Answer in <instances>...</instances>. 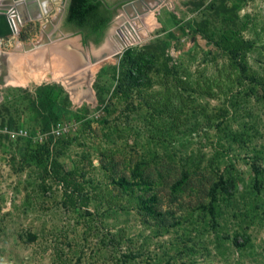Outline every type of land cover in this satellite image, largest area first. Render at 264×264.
<instances>
[{"label": "rangeland", "instance_id": "obj_1", "mask_svg": "<svg viewBox=\"0 0 264 264\" xmlns=\"http://www.w3.org/2000/svg\"><path fill=\"white\" fill-rule=\"evenodd\" d=\"M130 3L99 43L67 0L0 28V264H264V0L141 7L155 25L103 60ZM54 18L88 72L24 83Z\"/></svg>", "mask_w": 264, "mask_h": 264}, {"label": "bare ground", "instance_id": "obj_2", "mask_svg": "<svg viewBox=\"0 0 264 264\" xmlns=\"http://www.w3.org/2000/svg\"><path fill=\"white\" fill-rule=\"evenodd\" d=\"M9 1L10 3H7L5 10H2L3 17L0 19V28L9 29L8 31H12V33H17L19 31V28L25 21V17H28L29 19L42 18L49 13V9L47 8L49 3L61 2V0ZM160 1L162 0H138L130 3L129 5L134 14L131 13L132 11L125 12L126 17L117 22L106 43L100 50H98L97 54L106 53V56H102V59H112V57L119 54L125 47L142 40L147 29L146 27H152L155 18L151 14L142 17L141 7L150 13ZM22 5L25 6V8L27 7V13H21ZM14 7L18 8V10H15ZM56 19L57 18L52 19L43 26L42 35L48 42L36 46L35 48L38 50L36 53L33 52L35 54H32L31 56L17 57L15 61L16 64L13 65L17 69L15 75H19V77L21 76L24 83L33 79L37 80L50 76L66 78V75L70 71H78L79 69L80 74H87L89 66V64H87L88 58L81 50L76 39L56 42L51 41L49 37L51 31L49 30V26L56 24Z\"/></svg>", "mask_w": 264, "mask_h": 264}, {"label": "trees", "instance_id": "obj_3", "mask_svg": "<svg viewBox=\"0 0 264 264\" xmlns=\"http://www.w3.org/2000/svg\"><path fill=\"white\" fill-rule=\"evenodd\" d=\"M112 5L107 0H68L64 20L81 33L84 43L89 38L99 43L115 16Z\"/></svg>", "mask_w": 264, "mask_h": 264}, {"label": "water", "instance_id": "obj_4", "mask_svg": "<svg viewBox=\"0 0 264 264\" xmlns=\"http://www.w3.org/2000/svg\"><path fill=\"white\" fill-rule=\"evenodd\" d=\"M66 2V0H64V3ZM127 2H133L132 0H121V1H118V2H116L114 5H112L111 7H109V8H117V7H119V6H123L125 3H127ZM65 7H64V5H63V7H62V11H63V9H64ZM62 11H61V13H62Z\"/></svg>", "mask_w": 264, "mask_h": 264}, {"label": "flooded vegetation", "instance_id": "obj_5", "mask_svg": "<svg viewBox=\"0 0 264 264\" xmlns=\"http://www.w3.org/2000/svg\"><path fill=\"white\" fill-rule=\"evenodd\" d=\"M107 1H109V2H111V3H113V5L116 3V2H118V1H121V0H107ZM67 2H68V0H67ZM106 2V1H105ZM67 5V4H66ZM119 7H117V8H113V10H117ZM112 9V8H111Z\"/></svg>", "mask_w": 264, "mask_h": 264}]
</instances>
